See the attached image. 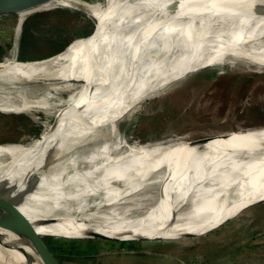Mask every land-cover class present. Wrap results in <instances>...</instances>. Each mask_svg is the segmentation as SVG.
<instances>
[{
    "label": "bare ground",
    "instance_id": "obj_1",
    "mask_svg": "<svg viewBox=\"0 0 264 264\" xmlns=\"http://www.w3.org/2000/svg\"><path fill=\"white\" fill-rule=\"evenodd\" d=\"M61 4L95 18L92 35L45 60L1 63L0 82L32 86L33 81L72 79L85 85L60 105L46 139L21 146L1 143L0 169L7 164L18 169L0 178V195L41 233L128 239L138 232L145 240L213 230L264 198V126L202 145L139 147L130 137L125 142L117 128L140 101L197 70L223 65L228 58L264 68V0ZM0 110L13 108L0 104ZM103 138L105 143L92 148ZM146 187H164L165 202L158 194L136 217L127 214L134 207L100 213L131 201ZM0 264L43 263L23 238L0 228Z\"/></svg>",
    "mask_w": 264,
    "mask_h": 264
},
{
    "label": "rangeland",
    "instance_id": "obj_2",
    "mask_svg": "<svg viewBox=\"0 0 264 264\" xmlns=\"http://www.w3.org/2000/svg\"><path fill=\"white\" fill-rule=\"evenodd\" d=\"M86 12L83 8L56 7L25 19L0 22V43H11L0 59L44 58L63 50L79 34L92 30L94 20ZM60 37L66 42L63 46L58 43ZM35 84L0 82V104L13 108L0 110V145H27L45 130L41 138L46 139L60 105L81 86L72 79ZM259 126H264V68L228 58L223 65L197 70L140 101L124 114L117 128L125 142L130 137L139 147ZM157 195V189L146 187L133 193L131 201L109 205L100 213H122L134 207L127 211L128 216H140ZM258 202L222 219L213 230L185 233L192 235L119 244L106 243L109 239H102L104 243L47 239L64 264H264V198ZM83 233L80 236L94 235Z\"/></svg>",
    "mask_w": 264,
    "mask_h": 264
},
{
    "label": "water",
    "instance_id": "obj_3",
    "mask_svg": "<svg viewBox=\"0 0 264 264\" xmlns=\"http://www.w3.org/2000/svg\"><path fill=\"white\" fill-rule=\"evenodd\" d=\"M62 1L63 0H0V22L9 20V19L27 18L37 13L45 11L46 8L48 9L50 8L52 9L56 7L71 8V7L62 5L61 4ZM73 9H77V8H73ZM86 14L90 18H92L88 12H86ZM92 19L94 20V26L88 35L75 39L67 47H65L63 50L55 54H52L44 58H37V59L22 60L19 58H12L10 61H6L7 59H0V64L1 63H11V62L25 63V62H32V61H40V60H45V59L54 57L56 55H59L65 52L68 49V47L72 45L75 41L79 39H88L92 35V32L95 28V23H96L95 18H92ZM33 82H43V81H33ZM80 83L81 85H85L84 81ZM159 92L153 93V95ZM253 129L254 128L225 131L221 133H215V134L205 135L202 137H197L194 139H182V140L170 142L166 145L173 144L175 142H182V141L184 143L186 142V144H190L191 146L202 145L214 139L228 138L232 134L253 133L254 132ZM44 132L40 136H38L34 141L39 140L41 136L44 134ZM27 153H30V151H28ZM9 165L10 164H7V166L5 165L3 168L0 169V178L5 176L7 173H8L7 175H10L13 173V171L18 169V167L16 168L10 167ZM165 192L166 191L164 187H160L158 189V194L160 195L158 200L161 203H164L166 200ZM37 225L38 224L33 223L8 198L0 195V228L13 232L17 234L18 236H20L21 238H23L24 244L29 246L34 251V253L40 258L43 264H64L63 261L56 254L55 250L51 247L47 238H62V239H67V240H72V241L96 242V243H104L102 239H109L110 241L106 243H113V244L128 243V242L137 241V240H145L147 238L146 235L139 234L138 232H134V234H129V235H132L130 236L132 238H128V239L123 238L124 235L110 237L109 235H106L103 233L94 234L93 237L91 238L83 237L80 235L71 236V235H64V234H58V233H41L38 231Z\"/></svg>",
    "mask_w": 264,
    "mask_h": 264
},
{
    "label": "trees",
    "instance_id": "obj_4",
    "mask_svg": "<svg viewBox=\"0 0 264 264\" xmlns=\"http://www.w3.org/2000/svg\"><path fill=\"white\" fill-rule=\"evenodd\" d=\"M38 14H40V13H37V14H35V15H33V16H36V15H38ZM10 20V19H9ZM6 22V21H5ZM1 25V24H0ZM89 34V31H85L83 34H79V37H83V36H86V35H88ZM61 39L59 40V45H64V44H66V42H64V38L63 37H60ZM56 44V43H55ZM9 45H11V43H0V54L5 50V48H7V46H9ZM60 49H62V47H60V48H58V50L57 51H59ZM19 59H22V60H25V59H37V58H22V57H20ZM94 245H96V244H94Z\"/></svg>",
    "mask_w": 264,
    "mask_h": 264
},
{
    "label": "flooded vegetation",
    "instance_id": "obj_5",
    "mask_svg": "<svg viewBox=\"0 0 264 264\" xmlns=\"http://www.w3.org/2000/svg\"><path fill=\"white\" fill-rule=\"evenodd\" d=\"M220 72H222V71H217V73H220Z\"/></svg>",
    "mask_w": 264,
    "mask_h": 264
}]
</instances>
